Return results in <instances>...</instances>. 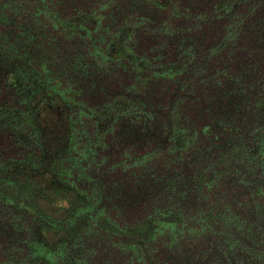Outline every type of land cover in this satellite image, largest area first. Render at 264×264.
Returning <instances> with one entry per match:
<instances>
[{"label":"flooded vegetation","instance_id":"1","mask_svg":"<svg viewBox=\"0 0 264 264\" xmlns=\"http://www.w3.org/2000/svg\"><path fill=\"white\" fill-rule=\"evenodd\" d=\"M0 264H264V0H0Z\"/></svg>","mask_w":264,"mask_h":264}]
</instances>
